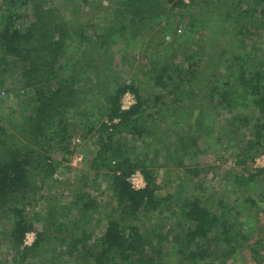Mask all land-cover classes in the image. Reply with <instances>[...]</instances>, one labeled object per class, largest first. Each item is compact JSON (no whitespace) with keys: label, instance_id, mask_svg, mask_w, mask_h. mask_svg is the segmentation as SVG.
Returning a JSON list of instances; mask_svg holds the SVG:
<instances>
[{"label":"trees","instance_id":"trees-1","mask_svg":"<svg viewBox=\"0 0 264 264\" xmlns=\"http://www.w3.org/2000/svg\"><path fill=\"white\" fill-rule=\"evenodd\" d=\"M93 2L0 0V95L15 91L22 104L0 124V238L12 264H232L245 248L264 264L262 240H252L264 211V166L252 167L264 149V52L247 49L264 29V0H191L166 48L169 24L153 23L181 1L117 0L100 23L89 18L103 8ZM116 43L145 46L146 61L135 60L143 78L120 76L119 63L130 64ZM127 91L136 102L122 110ZM75 137L94 139L88 165L92 184L108 180L106 214L86 183L64 202L47 195L60 182L53 149L68 159ZM214 142L234 167L211 203L199 158ZM172 163L184 176L162 191L157 172ZM135 170L141 189L126 181Z\"/></svg>","mask_w":264,"mask_h":264},{"label":"rangeland","instance_id":"rangeland-1","mask_svg":"<svg viewBox=\"0 0 264 264\" xmlns=\"http://www.w3.org/2000/svg\"><path fill=\"white\" fill-rule=\"evenodd\" d=\"M117 0H94V4L96 6H100L102 10L98 11L99 13H95L94 16L90 17V20L96 23H100L104 20L106 16L111 15L112 8L114 6V2ZM181 1V0H177ZM182 2V1H181ZM183 5H176L173 7L172 11L168 16L164 17V19H160L157 24L156 22L153 23L154 28L156 29L159 25L164 27V24H169V32L164 35V33L160 36L158 34L155 35L156 41L160 40V45L163 48H166L171 38L173 37V33H181L183 31V24L186 23L185 18L179 14L186 11V10H192L194 7L191 5V0L188 3L182 2ZM111 9V10H110ZM85 11V10H84ZM87 11V10H86ZM86 13V12H85ZM84 21L88 18L82 17ZM178 29L180 31L178 32ZM147 34H143L145 40L149 35H151L150 30L145 31ZM172 34V36H171ZM164 35V36H163ZM167 36L169 37L167 39ZM197 36V35H196ZM159 39V40H158ZM169 42V43H168ZM143 47H138V50H132L130 51L127 47H125L122 44L116 43L114 46L115 50H119V54L124 56L126 60L129 62L130 65H126L124 62L119 63V68L117 66V69L120 70V76L124 78V80H127L129 78H126L125 76H129L128 71L126 68H129V70H132V73L138 74L143 78L144 72L147 70V68L143 67L140 71H138L137 63L139 60H142V62L146 61V59H141V57L144 55V49ZM256 48L259 49V53L264 52V29L260 28L255 30V35L252 37H247V49ZM155 49L149 48L147 51L148 53L152 54V51ZM139 51V53H138ZM179 51V50H178ZM154 54V52H153ZM135 55V56H133ZM148 56H150L148 54ZM133 57V58H132ZM136 58V59H135ZM184 56H182L180 53L177 54L176 60H182ZM136 60V61H135ZM146 63V62H145ZM138 69V70H136ZM145 78V77H144ZM6 80V79H5ZM6 81H10V79H7ZM10 83V82H7ZM11 87H14L11 85ZM124 94V93H123ZM123 96V95H122ZM122 98V97H121ZM121 100V99H120ZM21 101L20 97L16 96L15 91L11 93H6L5 95H0V124H4L3 121L5 120V117L7 115H13L16 116L18 119V115L21 112ZM218 111V109H217ZM227 113H223L222 116H226ZM218 118V119H217ZM215 119L219 120L222 119L220 115H218ZM79 135V134H78ZM94 139L89 138L85 140L84 142L78 144L75 146V148L71 149L70 155L68 159H64V155L61 151L58 149H53L52 157L54 160H58L61 162L59 164L58 168L56 169L54 176L57 178V181H60L57 183V188L54 189V193H48L47 195L53 196L51 197V201L54 199V202L56 200L59 201H66V198L70 195V190L73 186H81L83 183H86L91 190V192L97 196L98 204L100 205L101 213L103 212L106 214L110 206L107 205L108 197H109V189H108V180L104 176H98V178L95 180V184H92V179L94 178V174L89 168L88 163L91 160V154L93 153L94 147L93 145ZM221 147L217 145L215 142L211 144L210 148L205 150V154L201 155L199 160H201L203 163H205L204 167L206 170V173L200 175V184H202L204 189L206 190V193L204 196L209 197L211 200V203L214 202V200L218 197L217 195L222 192V190L225 188V181L226 177L225 175L228 174V170L232 169L234 167V159L232 153L230 151H221ZM263 156V157H262ZM250 163V162H248ZM264 163V149L259 154H257L254 157L253 165L252 167H262V164ZM203 165V164H202ZM166 167L160 168L157 172L156 181L160 185V189L162 191H166L167 189H171L175 186V184L184 176V172L182 169L180 170V167L175 166L173 163L169 164ZM165 171V172H164ZM135 172H138L137 170L133 171L128 175L126 178V181L131 185V175ZM261 178H264V174L261 175ZM263 179L258 182L256 186L259 185V187L264 188V184H261ZM146 184V183H145ZM260 187V188H261ZM49 192V191H48ZM44 193V191L42 192ZM217 194V195H216ZM213 196V197H212ZM53 202V201H52ZM38 205L39 208L42 207V202H39ZM107 205V206H106ZM109 206V207H108ZM32 208H36L33 206ZM32 209H30L31 211ZM255 227L253 228L252 233V240L256 238H261L262 243L264 245V211L260 210L255 213ZM152 223V222H148ZM6 225V224H5ZM92 229L94 231L95 236L99 235L102 232V228L104 227L102 222H93L92 223ZM3 230V228L0 226V232ZM34 232V231H33ZM2 237V236H1ZM261 253L264 256V249L261 250ZM14 256V251L11 249V246L7 243V239L2 237L0 238V264H12L11 260ZM232 264H255L254 261L251 259L249 251L247 248L243 249L241 253L240 261Z\"/></svg>","mask_w":264,"mask_h":264},{"label":"built area","instance_id":"built-area-1","mask_svg":"<svg viewBox=\"0 0 264 264\" xmlns=\"http://www.w3.org/2000/svg\"><path fill=\"white\" fill-rule=\"evenodd\" d=\"M184 3H188L190 0H181ZM180 31V29H178V32ZM169 37L167 36V39ZM136 100L135 97L132 93H130L129 91L125 92L120 100V108L122 110H126L128 108L131 107V105L135 104ZM73 144H78L80 143L79 138L75 137L73 138ZM263 157V156H262ZM262 166H264V163L262 164ZM131 180H132V184L131 187L133 189H141L143 187H145V179L143 178L142 174L138 171L135 172L131 175ZM35 238V233L33 231H30L28 233L25 234L24 239H23V243L25 245H31L32 242L34 241Z\"/></svg>","mask_w":264,"mask_h":264}]
</instances>
